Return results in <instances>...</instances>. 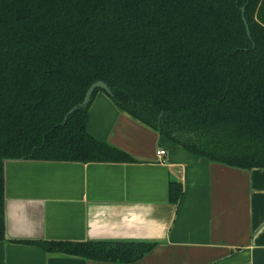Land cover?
Instances as JSON below:
<instances>
[{
  "label": "trees",
  "instance_id": "obj_1",
  "mask_svg": "<svg viewBox=\"0 0 264 264\" xmlns=\"http://www.w3.org/2000/svg\"><path fill=\"white\" fill-rule=\"evenodd\" d=\"M98 81L112 95L64 122ZM98 93L193 155L264 168V0H0V241L5 161L133 162L87 132ZM182 193L170 183L171 204ZM29 243L119 264L152 247Z\"/></svg>",
  "mask_w": 264,
  "mask_h": 264
},
{
  "label": "crops",
  "instance_id": "obj_2",
  "mask_svg": "<svg viewBox=\"0 0 264 264\" xmlns=\"http://www.w3.org/2000/svg\"><path fill=\"white\" fill-rule=\"evenodd\" d=\"M86 130L133 162L5 161L0 264H119L29 243L39 241L152 245L130 264H264V168L193 155L104 93L92 101ZM171 182L182 186L178 205L169 201Z\"/></svg>",
  "mask_w": 264,
  "mask_h": 264
},
{
  "label": "water",
  "instance_id": "obj_3",
  "mask_svg": "<svg viewBox=\"0 0 264 264\" xmlns=\"http://www.w3.org/2000/svg\"><path fill=\"white\" fill-rule=\"evenodd\" d=\"M241 12H242V20H243V23H244V26H245V29H246L247 36L250 37L249 28H248L247 22H246L245 17H244V8H242ZM96 90H101V91L105 92V93H106L107 95H109V96L112 95V94H111V90L109 89V87H108L104 82L98 81V82L94 83V84L91 85V86L89 87V89L87 90V92H86V94H85V96H84L83 101H82L79 105H77V106H75L74 108H72V109L67 113L66 117L64 118V122L67 120L68 116L71 115V114H72L74 111H76L78 108L85 107V106L89 103V101H90V99H91L93 93H94Z\"/></svg>",
  "mask_w": 264,
  "mask_h": 264
},
{
  "label": "built area",
  "instance_id": "obj_4",
  "mask_svg": "<svg viewBox=\"0 0 264 264\" xmlns=\"http://www.w3.org/2000/svg\"><path fill=\"white\" fill-rule=\"evenodd\" d=\"M155 155H156L157 159L162 162V161H164L166 153L163 149H159L156 151Z\"/></svg>",
  "mask_w": 264,
  "mask_h": 264
}]
</instances>
